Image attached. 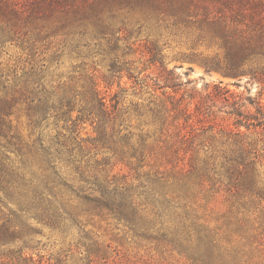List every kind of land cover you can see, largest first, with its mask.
Masks as SVG:
<instances>
[{
  "label": "trees",
  "instance_id": "16d2710c",
  "mask_svg": "<svg viewBox=\"0 0 264 264\" xmlns=\"http://www.w3.org/2000/svg\"><path fill=\"white\" fill-rule=\"evenodd\" d=\"M67 1L0 0V19L6 20L1 22L0 46L6 36L15 35L17 20L59 9ZM98 1L106 0H94L92 6ZM146 1L165 9L174 3L193 6L194 12L218 25L223 48V57L205 59L206 67L231 76L249 74L247 81H264V67L253 66L255 57L264 58V0ZM147 53L151 65L157 61L162 67L154 45ZM41 79L42 72L32 67L10 70L0 62V219H4L0 246L21 240L28 247L36 228L22 218L33 219L63 234L76 227L80 237L75 247H85L86 263L104 259L110 264L107 246L85 230L90 216L99 215L111 217L135 236L169 245L182 264H264V187L258 189L259 200L243 199V191L253 194L254 184L238 179L236 171V163L244 167L250 163L246 152L257 151L259 141L264 145L261 90L257 96H243L225 89V112L235 127L262 138L250 139L237 129L233 146L219 154L198 141V130L204 129L199 122L207 109L203 101L190 110L191 101L183 96L174 99L169 94V103L152 96L140 113L148 116L142 124L152 129L141 130L132 140L133 134L124 132L125 110L117 94L107 95L95 78L79 93L47 87ZM167 80L159 85L156 77L149 86L176 93ZM12 115L26 118L25 134L12 125ZM167 164L180 165L184 174L170 178L160 169ZM62 165L73 173L72 179L63 174ZM190 178L207 185L209 197L222 193L224 208L213 223L197 215L190 204ZM237 200L246 212L251 204L258 227H241L246 218H237ZM7 251L20 264L22 248Z\"/></svg>",
  "mask_w": 264,
  "mask_h": 264
},
{
  "label": "rangeland",
  "instance_id": "374dc122",
  "mask_svg": "<svg viewBox=\"0 0 264 264\" xmlns=\"http://www.w3.org/2000/svg\"><path fill=\"white\" fill-rule=\"evenodd\" d=\"M93 2L70 0L51 12L45 9L34 18L17 22L12 19L16 23V32L13 36H6L0 46L1 64L18 71L32 67L42 72L41 82L47 87L60 86L75 93L81 92L95 78L107 95L117 94L120 106L125 110L124 132H131L132 140L138 139L141 130L152 129V126L142 124L148 116L140 115L148 99L153 96L157 102L166 100L169 103V94L174 99L183 96L186 101L190 100V110L199 100L207 106L206 114L199 122L204 125V129L198 130V141L205 143L201 147L207 146L222 154L233 146V133L237 129L250 139L262 138L254 131L235 127L233 117L225 112L228 109L224 107V95L225 89L243 96H257L261 90L259 101L264 109V81H247L249 74L231 76L206 67L204 63L205 59L216 55L223 57L218 25L202 18L200 11L194 12L193 6L185 3H174L165 9L146 0H106L92 6ZM1 22L6 20L0 19V28L3 27ZM152 45L161 57L164 70L157 61L150 64L147 48ZM255 58L253 66L261 70L264 58ZM156 77L159 85L168 79L177 92H171L168 87L152 90L154 86L149 85H153ZM9 119L20 133L27 132L24 116L12 115ZM53 128L52 124L49 125L47 132L51 134L53 130H49ZM86 129L90 126L87 125ZM82 135H85L84 131ZM255 147L257 151L251 149L246 152L250 162L247 166L236 163L238 179L246 178L243 182L254 184L255 194L243 191V199L246 200H259L258 189L264 187V145L259 141ZM160 169L170 178L184 174L180 165L167 164ZM62 172L68 179L73 178L67 166L62 165ZM189 181L190 204L195 213L213 223L215 215L224 208L222 193L209 197L205 191L207 185H199L197 178ZM238 201L236 206L240 208ZM249 205V212L240 208L236 216L242 221L246 218L241 227H258V214ZM3 220L0 219V224ZM22 221L36 228V232L29 235V246H24L21 240L0 246V264L17 263L10 257L13 253L7 251L9 248H22L20 264H87L83 258L85 247H75L80 237L76 227L63 234L36 224L33 219L22 218ZM85 230L91 232L104 248L107 246L110 264L119 261L129 264H182L175 252L168 249L169 245L135 236L111 217L90 216ZM104 263V259L97 261V264Z\"/></svg>",
  "mask_w": 264,
  "mask_h": 264
}]
</instances>
